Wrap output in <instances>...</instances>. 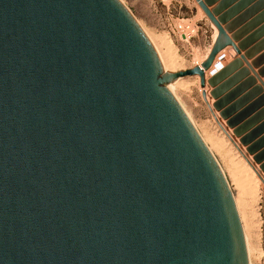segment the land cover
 Here are the masks:
<instances>
[{
  "label": "water",
  "instance_id": "1",
  "mask_svg": "<svg viewBox=\"0 0 264 264\" xmlns=\"http://www.w3.org/2000/svg\"><path fill=\"white\" fill-rule=\"evenodd\" d=\"M197 2L214 46L170 72L121 0H0V264H250L229 179L168 90L216 86L228 46L251 57Z\"/></svg>",
  "mask_w": 264,
  "mask_h": 264
},
{
  "label": "rangeland",
  "instance_id": "2",
  "mask_svg": "<svg viewBox=\"0 0 264 264\" xmlns=\"http://www.w3.org/2000/svg\"><path fill=\"white\" fill-rule=\"evenodd\" d=\"M121 1L151 35L157 38L167 37L174 53L182 59L186 69L198 66V60L203 63L211 53L217 27L197 0ZM254 1L256 2L252 10L261 11L256 20L264 18V7L257 5L259 0H210L209 9L218 10L217 18H225L223 26H229L231 31L229 36L236 37L237 45L243 44L245 47L243 55L248 53L251 56L247 60H242L241 56H238L239 61L234 63L236 58L231 53L227 55L225 66L229 67L228 72L216 86L207 83L211 105L207 94L205 93V96L204 92H201L200 80L197 83L195 76L184 78L189 82L188 86L183 88L175 84V89L183 105L201 125L200 129L205 136H213L224 145V155L222 157L219 155L218 158L225 169L227 170L232 160L234 168L245 166L244 163L247 162L259 176L260 182L256 184L251 195H240V190L233 180L231 182L234 194L245 200H242V208L246 213L253 248V264H264V55L255 59L262 52L260 47L264 41L251 47L264 33V26L247 37L248 32L244 29L248 26L237 29L240 22L248 17L249 11L238 17L234 16L243 4ZM181 23L193 25L197 30L189 42L182 41L178 32L174 33V26ZM216 58L217 56L214 62ZM215 90L218 91L214 93ZM236 130L239 134L235 132ZM243 138H247V144L242 142Z\"/></svg>",
  "mask_w": 264,
  "mask_h": 264
},
{
  "label": "bare ground",
  "instance_id": "3",
  "mask_svg": "<svg viewBox=\"0 0 264 264\" xmlns=\"http://www.w3.org/2000/svg\"><path fill=\"white\" fill-rule=\"evenodd\" d=\"M139 23L143 27V29L145 30V32L147 33V35L149 36V38L151 39L153 44L155 45L156 49L158 50V53L160 55L162 64H163L164 69L166 71L177 72V71H180V70H185L187 68V67L183 66L182 59H180L174 53V49L172 48V45H170V42L168 41L166 36H161V37L157 38V37L151 35L145 29V27L141 24V22H139ZM217 34H218V30L215 28V35H214L215 38H216ZM226 61L227 60L221 61V63L223 65H225ZM197 62H198L197 63L198 66H201L202 61L198 60ZM217 62H219V61H217ZM213 69H214V66L211 67V69L206 71L207 80L209 78H211V76H212V72L211 71ZM195 81H197V83L199 82V76H195ZM188 83L189 82L184 80V78H180L176 82L169 84L168 85V90L176 98V100L181 104V106L186 111V113L190 117L191 121L193 122V124L198 129V131L200 132L201 136L203 137V139L207 143V145L210 147L211 151L214 153V155L217 157V159L220 160L218 158V156L220 155L222 157L224 155V145L222 143H220L218 140H216L213 136H209V137L205 136V133L202 132L201 129H200L201 125H199L195 121V119L193 118V116L191 115V113L189 112L187 107H185V105H183V103L181 102L182 100H180V98L178 97V94H177L176 89H175V84H177L178 86H181V87L184 88V87L188 86ZM200 90H201V92L206 91L207 98L209 100V104L211 105L212 100H211L210 94H209V90H210L209 86H206L205 88L201 87ZM232 161L230 163V166H228L229 169L227 168V170L229 171L228 173H227V170L225 169V167L223 166L222 162L220 161V164L222 165L223 170L225 171L228 179L230 180L229 182H231L233 180L234 184L240 190V192H239L240 195H247V194L251 195L253 193L254 189H255L256 184H258L260 182L259 176L257 175V173L254 170V168H252L251 165L248 164L247 162L244 163L245 166H240V167L235 166V168H234L232 166L233 165ZM233 182H231L230 185H231L232 189L234 190ZM235 199H236L237 207L239 209V213L241 215V219H242L244 230H245V234H246L247 245H248V250H249V257H250V264H253V248H252L250 237H249V233H248V223H247L246 217H245L246 213L243 211V208H242L243 201H245V200L241 199L240 196H237L236 194H235Z\"/></svg>",
  "mask_w": 264,
  "mask_h": 264
},
{
  "label": "crops",
  "instance_id": "4",
  "mask_svg": "<svg viewBox=\"0 0 264 264\" xmlns=\"http://www.w3.org/2000/svg\"><path fill=\"white\" fill-rule=\"evenodd\" d=\"M255 2L256 1H254L252 3L251 2H247V3L243 4L239 8V10H237V12L234 13L235 14L234 16L238 17L241 14H243L244 12L249 11L248 17H246L244 20H242L240 22L239 27H238L239 29H237V30H240L241 28H246L245 26H248L247 29H244L245 32H248L247 37H249L252 34L256 33L257 31H259L262 28V26H264V18L256 20V18L260 16L261 11L259 12V10H252V7L254 6ZM245 7H246V9H244ZM262 41H264V33H262L259 36L258 41H256L253 44V46H251V47L256 46L257 44L261 43ZM260 50H262V52L257 57H255V59L258 58L261 55H264V44L261 45ZM224 51L227 52V54H229V53H231L232 48L229 46ZM238 56L239 55H237V57Z\"/></svg>",
  "mask_w": 264,
  "mask_h": 264
},
{
  "label": "built area",
  "instance_id": "5",
  "mask_svg": "<svg viewBox=\"0 0 264 264\" xmlns=\"http://www.w3.org/2000/svg\"><path fill=\"white\" fill-rule=\"evenodd\" d=\"M175 32H178L180 37H182V41L189 42L196 35L197 30L194 28L193 25L190 24L186 25L181 23L174 26V33ZM226 58H227V53L225 51H222L220 54H218L213 65L214 66L213 71L217 72L220 69H222L225 65H223L221 61L226 60Z\"/></svg>",
  "mask_w": 264,
  "mask_h": 264
}]
</instances>
